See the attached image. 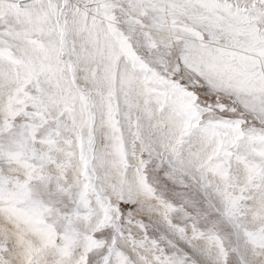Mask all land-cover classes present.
Here are the masks:
<instances>
[{"label": "snow or ice", "instance_id": "snow-or-ice-1", "mask_svg": "<svg viewBox=\"0 0 264 264\" xmlns=\"http://www.w3.org/2000/svg\"><path fill=\"white\" fill-rule=\"evenodd\" d=\"M0 264H264V0H0Z\"/></svg>", "mask_w": 264, "mask_h": 264}]
</instances>
